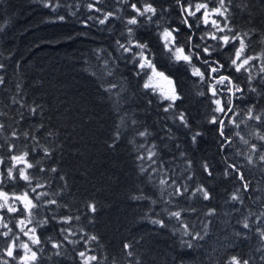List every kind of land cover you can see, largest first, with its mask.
Segmentation results:
<instances>
[{"label": "trees", "instance_id": "trees-1", "mask_svg": "<svg viewBox=\"0 0 264 264\" xmlns=\"http://www.w3.org/2000/svg\"><path fill=\"white\" fill-rule=\"evenodd\" d=\"M90 2L94 0H59L60 6L53 11L43 6L44 0H0V64L5 66L0 70V75L5 78V84L0 85V112L6 114L0 116V123L7 126L0 134V143L14 128L29 131L37 136L42 147L52 152L51 157L45 158L37 149L33 155L41 160L39 166L58 170L56 173L46 171L37 174L49 185L42 190L48 191L49 198L57 199L59 203V206L41 208L37 218L79 215L80 221H74L73 226L83 227L84 231L99 236L100 247L95 248V254L101 257L103 264H113V260L116 264H129L132 260L134 264L136 257L141 264H217L231 251L253 257L252 264H264L259 259L261 253L256 250L261 246L258 234L254 230L248 232L245 241L235 236V231L241 230L240 225H224L222 220L227 209L232 210L225 200L235 185L222 175L225 153L218 151L216 126L208 123L213 106L207 96L198 95L199 91L205 90L204 86L191 77L185 66L164 64V70L171 71L178 80L183 97L177 102L176 109L165 113L158 97L143 93L142 81L133 75L132 64L115 46L117 39L122 42L127 39L125 21L132 14L128 4L136 0H127V3L125 0H102L97 7L114 13V18L105 25L98 24L95 19L100 13L89 12L87 4ZM149 2L158 9L159 15L153 19L158 20L159 27L157 23L131 27L135 28L133 38L147 41L156 48L157 33L162 28H183V25L174 0ZM197 2L201 0H192L193 4ZM231 11L239 30H256L252 42L255 52H259L264 47L260 43L264 35V0H233ZM61 15L65 17L63 21L58 19ZM89 15L94 19L88 20V26H85L84 21ZM202 31H196L197 40L203 35ZM202 43L215 45L216 42L207 39ZM227 57V52L219 54L222 60H227ZM103 59L110 60L113 76L101 73ZM101 75L105 85L110 80L122 86L114 90L111 98L99 89ZM252 86L257 87L260 101L264 102V82L257 77ZM13 97L20 103H12ZM249 98L252 105L254 100ZM150 99L151 104L148 103ZM21 104L25 107L22 108ZM37 105V114L33 116L30 109ZM179 111L186 113L191 130L174 119V113ZM132 119L137 121L135 125L131 124ZM40 124L44 127L40 128ZM145 129L151 133L147 138L149 145H157L161 158L177 177L194 174V183L205 184L212 193L210 202L179 198L178 203L170 206L173 210L195 208L196 213L185 215L189 223L197 224V217L205 219L203 213L208 208L217 209V216L208 218L213 220L209 234L204 240L194 241L191 249L181 246L180 235L174 236L171 229L158 230L141 220L149 207L162 214V202L150 206L146 200L132 199L141 192L153 198L159 197L158 187L150 184L146 175L140 173V162L136 159L137 146L142 142L136 133ZM49 131L53 133L51 136ZM197 131L202 136L193 144L190 137ZM117 132L120 133L119 139H116ZM24 143L23 138L18 141L20 147ZM34 143L31 139L27 141L29 147ZM181 152L194 162L189 173L184 172L186 164ZM205 160L215 169L213 177L202 172L200 165ZM15 190L23 189L17 186ZM253 202L244 196V205L237 207L246 214ZM88 203L96 204L95 214L87 211ZM233 213L236 219L240 217V213ZM88 218H91V223ZM6 219H12L10 226H14L11 214ZM255 227L253 224V229ZM40 231L53 240L60 239L55 222ZM129 241L135 244L133 258L122 252L123 243ZM3 247V238L0 237V250ZM74 247L80 246L65 244L64 255L56 257L53 255L55 250L45 243L40 264H78L73 259Z\"/></svg>", "mask_w": 264, "mask_h": 264}, {"label": "snow or ice", "instance_id": "snow-or-ice-1", "mask_svg": "<svg viewBox=\"0 0 264 264\" xmlns=\"http://www.w3.org/2000/svg\"><path fill=\"white\" fill-rule=\"evenodd\" d=\"M125 2L127 3V0ZM100 3L102 0H94L87 4V8L89 12L100 13L101 15L95 19L98 24L105 25L114 18V13L97 7ZM174 3L179 8L183 28L171 26L162 28L157 33L156 48L147 41L133 38L135 28L131 26L139 27L142 23H157L159 27L158 20L153 19L159 15L157 7L149 0H136L135 3H129L128 7L132 14L125 21L127 39L124 42L117 39L116 49L122 56L126 55L127 60L132 64L133 75L142 81L140 86L143 93L158 97L164 105L165 113L176 109L177 102L183 97L178 80L171 71L164 70V64L185 66L186 70H190L191 77L204 86L205 90L199 91L198 95L207 96L213 106L211 108L213 114L208 119V123L216 126L218 151L225 153L222 175L235 185L234 190L225 200L226 204L232 206V211L240 213L236 223L240 225L241 230L235 231V236L246 239L247 233L254 230L261 241V246L256 250L261 253L259 259L264 261V227L260 226L264 224V207L258 212L249 210L246 214L237 207V205H244V195L252 190L253 181L244 170V166L239 161H230L227 155V150L233 147L234 138H239L245 149H237L235 155L243 157L247 165L255 167L259 163L261 170H264V131H260L264 128V111L258 112L257 106L252 104L243 110L246 120L241 119L239 105L236 103V101L244 100L249 91L257 93V87L252 86V82L257 77L264 82V47L259 52H255L252 42L255 29L242 31L236 27L235 17L231 11L233 0H201L195 4L192 0H174ZM43 6L55 11L60 3L59 0H44ZM161 11H167V9H161ZM58 19L63 21L65 17L61 15ZM93 19L94 17L89 15L84 21L85 26H88V20ZM201 28L204 29V33L197 40L196 31ZM207 39L215 41V45L202 43ZM260 43L264 44V35L261 36ZM223 52L228 53L227 60L219 58V54ZM97 58L100 59V57ZM109 63V59L102 60L101 73L111 77L114 72L109 67ZM4 67L0 64V70ZM99 79H101L99 89L107 93L109 98L114 94V90L122 87L110 80L105 85L103 75ZM4 84L5 78L0 75V85ZM115 95L118 96L119 93L116 92ZM12 103L17 104L20 101L13 97ZM116 103L119 105V100ZM148 103L151 104L152 100L150 99ZM21 107L25 105L21 104ZM38 108L37 105L30 109L33 116L37 114ZM3 115L6 114L0 112V116ZM23 118L24 115L21 113V119ZM120 119L123 120L124 117L121 116ZM174 119L182 127L191 130V124L185 112L174 113ZM246 121L255 122L257 130L251 135L260 143H251L242 135L239 129ZM136 123L135 119L131 120L132 125ZM6 127L4 123H0V134H3ZM39 127L43 128L44 125L40 124ZM52 134L51 131L48 132L49 136ZM136 135L142 138V142L136 149V159L140 162L139 171L142 175H146L150 184L158 187L159 197L153 198L141 192L140 195H134L132 199L146 200L150 206L161 202L164 205L162 214L149 207L141 220L147 221L158 230L171 229L174 236L180 235L181 246L191 249L194 247V241L204 240L209 234L213 220L208 218L216 217L217 209L208 208L203 213L205 219L197 217V224L189 223L185 215L188 212L196 213L195 208L173 210L170 206L178 203L179 198H198L210 202L213 199L212 193L205 184L194 183V174L177 177L175 171L166 166L157 145L154 143L149 145L147 138L151 133L147 129L137 131ZM201 136V132H194L190 137L191 142L196 144ZM21 138L25 141L23 147L18 144ZM119 138L120 133L117 132L116 139ZM29 139L35 142L31 147L27 144ZM38 148L45 158L51 157L52 152L40 145L37 136L29 131L15 128L4 142L0 143V150H3V154H0V229H3L0 231V237L4 242V247L0 250V264H40L45 243H49L51 249L55 250L53 255L56 257L64 255L62 250L65 244L79 245V248L74 247L75 257L73 258L78 264H103L101 257L95 254V248L100 247L99 236L84 231L83 227L73 226L74 221H80L79 215L60 217L46 215L43 218H37L41 208L59 206L57 199L49 198L50 193L42 190L49 185L37 175L46 171L56 173L58 170L54 167L45 169L39 166L41 160L33 155ZM180 156L185 158L184 172L189 173L194 162L187 159L184 152H181ZM200 167L207 177L214 176L215 169L206 160ZM33 169L35 172L32 171ZM60 179L63 180L64 177L61 176ZM9 186H11L10 189L6 190ZM17 186L23 190L16 191ZM52 195H59V193ZM86 207L91 214L97 211L95 203H88ZM8 214L14 218V226H10L13 224L12 219H6ZM53 222L58 226L60 239L53 240L51 236H44V233L40 231ZM88 222H92L91 218H88ZM253 224L256 225L255 229ZM134 248V242H125L122 245V252L126 257L133 258ZM252 261L253 257L246 256L243 252L231 251L221 257L217 264H252ZM113 264H116L115 260ZM129 264H133V261L130 260ZM134 264H141L138 257L134 259Z\"/></svg>", "mask_w": 264, "mask_h": 264}, {"label": "rangeland", "instance_id": "rangeland-1", "mask_svg": "<svg viewBox=\"0 0 264 264\" xmlns=\"http://www.w3.org/2000/svg\"><path fill=\"white\" fill-rule=\"evenodd\" d=\"M201 30L204 31L203 28ZM202 31V32H203ZM252 94V92H248L247 96H245V99L240 101L238 111L241 112V119H245L244 117V112L248 106H250V98L249 96ZM254 97V103L257 108L256 110L259 111H264V102L260 101V96L255 97L256 95H253ZM242 133V135L245 136L246 139H249L251 143H260L254 136L251 135L252 132L256 131V125L254 121H246V123L241 124V128L239 129ZM260 131H264V128L260 129ZM244 150L245 146L239 141V138H234V144L231 149H229V154L228 157L231 159V161H239L241 165L244 166V170L248 173V176L250 179H252L253 184H252V190L249 193H246L244 196L250 198V200H254L253 205L251 208L247 209V212L249 210L253 212H258L261 210L262 207H264V170H261V165L259 163L256 164L255 167L247 165L246 162L244 161L243 157H238L235 155L236 150ZM226 215H224V218L222 219L224 221V225H229L232 224L234 226H238L236 223V218L235 214L229 208L226 211ZM231 226V225H229ZM261 227H264V224L260 225ZM246 241V239H245ZM260 241V240H259ZM261 243V241H260ZM235 245V243H234Z\"/></svg>", "mask_w": 264, "mask_h": 264}, {"label": "flooded vegetation", "instance_id": "flooded-vegetation-1", "mask_svg": "<svg viewBox=\"0 0 264 264\" xmlns=\"http://www.w3.org/2000/svg\"><path fill=\"white\" fill-rule=\"evenodd\" d=\"M253 95H256L255 97H258V96H260L261 94H260V92H258V91H257V93H252V94L250 95V97H251L252 99H254V98H253V97H254ZM236 103L239 104L240 101H236ZM233 144H234V142H233Z\"/></svg>", "mask_w": 264, "mask_h": 264}]
</instances>
